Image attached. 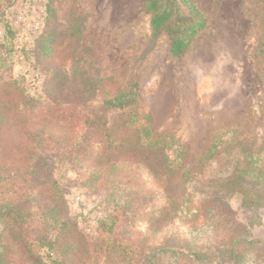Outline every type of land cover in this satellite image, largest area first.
Instances as JSON below:
<instances>
[{
  "label": "rangeland",
  "instance_id": "obj_1",
  "mask_svg": "<svg viewBox=\"0 0 264 264\" xmlns=\"http://www.w3.org/2000/svg\"><path fill=\"white\" fill-rule=\"evenodd\" d=\"M145 1L75 0L70 9L48 19L47 0H0V69L10 70L30 95L40 94L48 81L58 84L63 80V86L86 98L85 116L98 120L112 139L126 121L148 117L153 133L170 135L182 146L181 172L201 156L222 126L238 124L235 133L244 142L261 139L264 77L257 45L261 38L258 14L264 0H195L206 26L181 57L170 55L165 33L152 37ZM54 70L58 73L48 80L46 74L52 77ZM128 80L137 83L135 104L103 111L107 94ZM121 146L116 155L126 159L127 146ZM148 164L155 173L160 171L158 158L149 157ZM181 172L168 177L163 188L176 206L182 200ZM57 173L58 183L66 190L69 216L80 230L92 234L98 221L114 220L96 264H194L173 250L157 254L150 263L142 262L141 256L147 253L148 222L164 206V195H158L160 199L144 212L137 207L133 221L138 222L133 228L130 209L126 211L131 192L120 183L126 175L116 174L103 182L83 178L74 170ZM240 203L239 194L229 198L234 218L247 225L253 239L242 264H264V206L247 208ZM188 221L156 222L159 231L154 234L159 238L177 229L186 232ZM0 242L9 264H33L10 231L2 232ZM50 256L55 254L50 252Z\"/></svg>",
  "mask_w": 264,
  "mask_h": 264
},
{
  "label": "trees",
  "instance_id": "obj_2",
  "mask_svg": "<svg viewBox=\"0 0 264 264\" xmlns=\"http://www.w3.org/2000/svg\"><path fill=\"white\" fill-rule=\"evenodd\" d=\"M74 2L47 0L46 17L54 19L57 12L70 9ZM262 8L257 52L262 56L264 77V4ZM145 12L150 17L152 37L162 33L168 36L172 57L183 56L206 26L195 0H146ZM55 71L50 72L52 77L46 74L48 80L55 78ZM62 83L48 81L40 94L30 95L12 78L10 70L0 69V236L10 231L33 264H96L114 220L98 221L92 234L80 230L78 222L69 216L66 190L56 176L61 170H74L83 178L106 182L118 174L121 178L126 175V181L120 183L131 192L132 197H126V211L130 209L133 228L138 222L133 221L137 207L144 209L155 203L160 194L166 199L162 209L151 214L154 220L148 222L143 263L169 250L194 264L244 262L253 239L247 225L234 218L229 198L239 194L243 207L264 206V136L256 142H244L235 133L238 124L222 126L201 156L181 172L185 156L182 146L170 135L153 133L148 117L126 121L112 139L98 120L85 116L86 98ZM136 98L137 83L128 80L115 85L103 100L102 109L124 110L133 106ZM123 144L127 146L126 159L116 155ZM152 156L159 160L157 173L148 164ZM177 172H181L183 184L179 206L163 189L166 179ZM199 218H203L202 224L194 222ZM177 219L192 221L187 222L186 232L177 229L159 238L154 234L159 231L156 222L176 224ZM0 264H9L1 244Z\"/></svg>",
  "mask_w": 264,
  "mask_h": 264
},
{
  "label": "built area",
  "instance_id": "obj_3",
  "mask_svg": "<svg viewBox=\"0 0 264 264\" xmlns=\"http://www.w3.org/2000/svg\"><path fill=\"white\" fill-rule=\"evenodd\" d=\"M33 1H37V0H33Z\"/></svg>",
  "mask_w": 264,
  "mask_h": 264
}]
</instances>
